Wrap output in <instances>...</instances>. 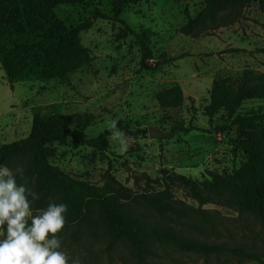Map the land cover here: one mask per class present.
<instances>
[{"label":"rangeland","instance_id":"rangeland-1","mask_svg":"<svg viewBox=\"0 0 264 264\" xmlns=\"http://www.w3.org/2000/svg\"><path fill=\"white\" fill-rule=\"evenodd\" d=\"M116 1L85 0L54 9L73 27L92 19L96 11L102 15L78 35L90 53L82 68L60 79L40 80L23 72L9 81L0 63V147L26 138L34 115L91 113L93 123L81 130L87 140H96L116 120L125 129L127 152L118 150L112 135L104 151L70 139L52 141L48 169L98 187L109 175L121 189L113 204L122 214L220 248L205 255L185 253L139 234L154 251V256L139 262L125 236L111 240L105 229L78 221L59 234L69 264H259L246 255L264 262V219L237 208L228 195L209 194L200 186L214 176L234 174L244 162L242 147L264 155V121L250 128L232 125L238 117L264 115V100L243 101L232 115L220 110L211 123L203 115L214 82L228 78L235 84L244 71L264 73V17L255 3L227 7L184 35L180 29L204 9L203 0H129L119 16ZM131 31H149L147 46L155 61L182 58L158 66L143 61ZM173 86L182 90V106L160 108L156 93ZM179 123L197 130L173 131ZM224 123L231 128L213 131ZM149 127L173 136L150 138ZM31 160L26 151L12 156L6 166L14 174L22 168L24 174ZM37 179L27 186L33 189ZM59 197L60 191L52 189L41 200L49 204ZM151 199L167 211L151 208ZM44 208L33 201L34 214ZM86 214L95 219L89 209Z\"/></svg>","mask_w":264,"mask_h":264},{"label":"trees","instance_id":"trees-1","mask_svg":"<svg viewBox=\"0 0 264 264\" xmlns=\"http://www.w3.org/2000/svg\"><path fill=\"white\" fill-rule=\"evenodd\" d=\"M85 0H0V63L9 81L16 80L23 72L37 76L40 80L60 79L74 72L89 62L90 53L78 41L80 32L88 30L97 18V11L92 19L85 20L76 26H67L59 19L54 9L62 5H78ZM204 9L194 20L188 19V24L180 31L190 35L191 29L199 27L206 21L213 20L227 7L246 6L255 3L258 11L264 17V0H203ZM129 0H117L114 4L115 14L119 13ZM189 18V17H188ZM191 25L190 29L189 26ZM149 31H140L131 35L140 47L142 60H152L154 66L175 61L182 57L167 58L155 61L148 50ZM147 70H152L146 64ZM264 100V73L254 74L244 71L237 83L228 78L213 83L209 91V101L203 107V115L211 123L218 111H227L232 115L234 110L247 100ZM158 106L162 109H176L182 106L184 96L179 86L164 89L155 95ZM192 102L191 99H189ZM91 113H74L65 115L51 114L47 117L34 115L28 136L20 141L4 144L0 147V164L7 165L12 156L30 151L32 160L26 168L22 181L31 183L35 176L38 179L33 190L38 193L39 203L45 207L48 204L41 200L44 192L52 189L60 191V197L54 203L68 205L65 227L78 221L87 226H99L105 229L107 236L115 240L125 236L133 249L136 261H142L154 256V251L147 244L146 238L139 234L154 237L159 243H168L175 249L185 253L211 254L220 252L214 245L185 239L171 230L138 218L122 214L113 204L121 193L114 179L107 175L100 187L86 181L74 179L62 173L48 169L46 160L50 156L48 144L52 141L70 139L77 144H88L99 151L108 148V138L113 129L102 133L96 140H87L81 130L89 127L94 121ZM264 121V115L244 117L234 120L232 125L240 128H250ZM232 125L226 123L214 127L213 131L223 133ZM116 127L125 132L117 123ZM197 130L195 127H185L179 123L173 131L189 133ZM244 162L232 175L214 176L203 181L201 189L209 194L228 195L234 205L264 219V155L255 149L241 148ZM200 202H203L199 197ZM149 206L157 211H167V207L156 199L149 200ZM86 209H89L95 219H88ZM239 254H243L237 251ZM264 264L257 256L246 255Z\"/></svg>","mask_w":264,"mask_h":264},{"label":"clouds","instance_id":"clouds-1","mask_svg":"<svg viewBox=\"0 0 264 264\" xmlns=\"http://www.w3.org/2000/svg\"><path fill=\"white\" fill-rule=\"evenodd\" d=\"M116 125L112 120V139L125 153L128 138ZM17 175L23 178L22 168L14 174L0 164V264H69L59 236L65 228L68 205L49 203L34 214L32 204L39 199L38 193L26 182L18 183Z\"/></svg>","mask_w":264,"mask_h":264},{"label":"water","instance_id":"water-1","mask_svg":"<svg viewBox=\"0 0 264 264\" xmlns=\"http://www.w3.org/2000/svg\"><path fill=\"white\" fill-rule=\"evenodd\" d=\"M147 131L150 138H171L173 136L172 133L163 132L155 127H149Z\"/></svg>","mask_w":264,"mask_h":264}]
</instances>
